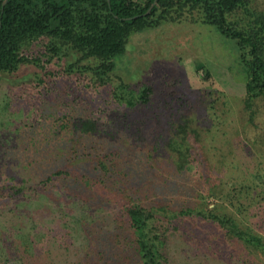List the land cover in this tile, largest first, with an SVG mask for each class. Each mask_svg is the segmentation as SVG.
<instances>
[{
    "label": "trees",
    "instance_id": "trees-1",
    "mask_svg": "<svg viewBox=\"0 0 264 264\" xmlns=\"http://www.w3.org/2000/svg\"><path fill=\"white\" fill-rule=\"evenodd\" d=\"M3 1L0 80L73 54L64 71H90L79 85L96 93L55 103L47 87L20 100L30 112L24 107L16 120L0 122V264H168L172 239L188 250L189 220L264 253V235L216 212L224 205L264 209V149L249 170L248 153L240 151V163L227 161L215 141L229 130L210 128L225 122L216 114L192 119L208 140L197 145L187 100L167 102L169 126L147 135L138 115L152 110L153 87L138 89L113 74L130 36L187 19L233 40L243 109L255 124L264 97V8L253 6L257 0H156L146 14L154 0ZM104 86L108 96L94 98ZM240 167L245 174L236 175ZM204 194L219 202L201 206Z\"/></svg>",
    "mask_w": 264,
    "mask_h": 264
},
{
    "label": "rangeland",
    "instance_id": "rangeland-1",
    "mask_svg": "<svg viewBox=\"0 0 264 264\" xmlns=\"http://www.w3.org/2000/svg\"><path fill=\"white\" fill-rule=\"evenodd\" d=\"M253 6L258 9L264 8V0H257ZM233 46V40L215 30L193 24L187 19L181 22L165 23L155 29L130 36L126 53L117 60V69L113 74L120 75L131 86L138 89L143 83L153 87L150 108L152 110H148L149 113L142 112L144 115H138L144 120L142 130L147 135L159 132L166 125L167 118L171 119L170 110L164 109L167 102L169 106H176L180 101L187 100L193 105L186 112L191 117L188 130L191 127L195 130L193 137L196 144L204 146L208 140L197 119L196 121L192 119L197 115L200 118L204 114L219 115L225 122L223 120L215 122L217 124L210 125V128L216 131L229 130V134L224 136L217 134L215 144L224 147L223 151H227L228 155L225 154L227 161L240 163L243 161L241 155L248 153L251 163L245 160V165L249 170L252 169L251 166L263 160L259 153H263L264 149L261 141L264 132V97L256 101L255 108L258 110L255 124L248 123L247 113L242 103L243 77L235 60L234 48L236 47ZM77 56L70 54L62 60L54 59L42 67L34 64L24 65L15 75L2 78L0 80V122L8 117L16 120L18 113L24 107L27 112H30L20 100L25 102L32 94L37 96L40 94L39 91L44 92L47 87H50V90L45 96L55 103L72 102L81 94L90 96L96 93L94 90L84 93L79 85L89 82L90 71L83 74L78 70L69 73L64 71L68 63L76 61ZM87 62L93 64L94 61L82 63ZM108 89L107 86L102 87L101 93L95 94L94 98L100 95L108 96ZM94 103L95 99L92 107H95ZM200 105L207 106L209 109H201ZM154 111L156 115L152 117ZM148 115L151 117H147ZM146 141H149V138ZM238 174H245L243 167L236 170V175ZM204 195V204H200L201 206L207 205L210 208L219 202L211 194ZM190 198L197 203V196L192 195ZM245 210L246 218L240 214ZM263 210L240 209L239 212L237 209L224 205L221 209H216V212L237 215L244 226L264 235V228L261 226V220L264 219ZM187 224L189 240L185 242L188 250L186 252L183 250L185 244L180 243V240L172 239L168 264H264L263 252L226 235L217 226L204 223L203 220H189Z\"/></svg>",
    "mask_w": 264,
    "mask_h": 264
},
{
    "label": "water",
    "instance_id": "water-1",
    "mask_svg": "<svg viewBox=\"0 0 264 264\" xmlns=\"http://www.w3.org/2000/svg\"><path fill=\"white\" fill-rule=\"evenodd\" d=\"M6 1H7V0H4V1H3V5L6 3ZM155 2H156V0L153 1V3L150 5L149 9L145 12V14L148 13V12L150 11V9L153 7V5L155 4Z\"/></svg>",
    "mask_w": 264,
    "mask_h": 264
}]
</instances>
